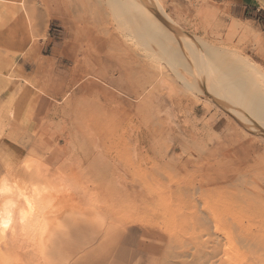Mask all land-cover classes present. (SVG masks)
Instances as JSON below:
<instances>
[{"label": "rangeland", "instance_id": "rangeland-1", "mask_svg": "<svg viewBox=\"0 0 264 264\" xmlns=\"http://www.w3.org/2000/svg\"><path fill=\"white\" fill-rule=\"evenodd\" d=\"M157 2L182 41L224 47L264 67L252 40L240 38L246 28L264 34V0H249L247 8L236 6L239 0ZM115 3L0 0V172L8 160L35 152L53 168L80 174L99 204L90 248L88 236L69 228L56 238L54 254L70 256L39 263L264 264V138L248 137L208 99L189 98L180 59L153 35L131 29L143 20L139 5ZM83 5L104 9L93 30L120 39L94 66L84 59ZM122 69L137 85L117 80ZM132 89L150 95L122 94ZM247 143L250 154L233 151ZM234 157L250 172L235 173Z\"/></svg>", "mask_w": 264, "mask_h": 264}, {"label": "bare ground", "instance_id": "bare-ground-1", "mask_svg": "<svg viewBox=\"0 0 264 264\" xmlns=\"http://www.w3.org/2000/svg\"><path fill=\"white\" fill-rule=\"evenodd\" d=\"M157 1L114 0V3L116 2L117 7L124 6L126 3L139 5L143 20L134 23L131 29L142 37L148 34L153 35L155 44L165 48L171 59L177 57L180 59L178 66L181 65L183 68L182 81L188 89V92L184 93L186 95L189 93V98L191 94L208 99L213 106L215 105L216 113L222 112L224 116L230 114L237 119L241 130L246 131L248 137L254 135L252 132H259L264 138V67H256L258 65L255 66L247 58L243 59L242 56H237L220 45H218L220 48H216L215 45L210 46L205 42L200 44L194 38L188 37L182 41L178 29L176 31L166 23L172 22V19L165 16L163 7ZM74 11H77V8L73 9ZM103 12L104 9L100 5L86 7L83 5L82 7L83 16L79 30L82 31L81 36L84 37L82 39L88 42L87 45L89 44L85 49L84 59L91 61L92 66L96 61L101 62L103 51L109 44L114 42L118 44L120 41L118 37L105 40L102 30L92 29L96 28L95 23L101 19ZM230 29L236 32L237 28ZM244 35L248 37L247 40H252L257 49L256 55L264 62V34L259 31L256 35L246 28L241 34V40L245 37ZM223 44L227 46L222 41ZM75 64L79 66L78 58ZM99 74L94 75L93 79L100 78ZM117 75L119 81L125 80L136 85L138 83L125 69L120 70ZM92 84L93 81H90L89 85ZM144 91L138 93L132 89L123 91L122 94L136 99L141 95L148 98L150 92ZM169 92L175 94L176 91L171 88ZM222 129V133L226 131L224 134L227 133L228 136L233 128ZM252 141L254 139H251ZM142 143L145 141L143 140ZM252 149H254L253 146L247 143L235 147L233 151L250 154ZM33 154L29 155L28 152L27 156L19 159L20 155L16 161L8 160L9 162L3 164V171L0 172V264H40L42 256L50 258L52 262H63L70 255L63 252L55 255L54 251H58L55 240L63 230L69 228L72 232L88 236L89 241L84 245L85 249L90 248L91 244L98 239L96 234L92 233L89 236L87 233L92 228L89 222L99 204L89 186L80 179V174L65 171L63 167L53 168L42 161L37 153ZM237 158L239 157H234L235 161L230 159L233 161L230 165L234 164L236 168H232L233 171L235 173L250 172L252 166L239 163ZM231 166L227 169L229 173H234ZM253 171L257 169L253 168Z\"/></svg>", "mask_w": 264, "mask_h": 264}, {"label": "crops", "instance_id": "crops-1", "mask_svg": "<svg viewBox=\"0 0 264 264\" xmlns=\"http://www.w3.org/2000/svg\"><path fill=\"white\" fill-rule=\"evenodd\" d=\"M243 5H245L246 8H247V6H251V4L249 3V0H239V2L236 3V6H238V7H241ZM244 11H245V8L243 9V12ZM55 31H56V29L51 30V35H52V37L50 39L51 41H54L55 37L58 36V34ZM51 49H55V48L52 46Z\"/></svg>", "mask_w": 264, "mask_h": 264}, {"label": "built area", "instance_id": "built-area-1", "mask_svg": "<svg viewBox=\"0 0 264 264\" xmlns=\"http://www.w3.org/2000/svg\"><path fill=\"white\" fill-rule=\"evenodd\" d=\"M258 10H261V11H263V13H264V3L261 4V7H260Z\"/></svg>", "mask_w": 264, "mask_h": 264}, {"label": "trees", "instance_id": "trees-1", "mask_svg": "<svg viewBox=\"0 0 264 264\" xmlns=\"http://www.w3.org/2000/svg\"><path fill=\"white\" fill-rule=\"evenodd\" d=\"M261 26H262V28H263V30H264V24H263V23H261Z\"/></svg>", "mask_w": 264, "mask_h": 264}]
</instances>
